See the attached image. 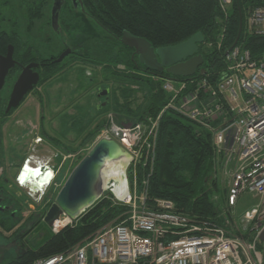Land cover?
<instances>
[{"label":"trees","instance_id":"trees-1","mask_svg":"<svg viewBox=\"0 0 264 264\" xmlns=\"http://www.w3.org/2000/svg\"><path fill=\"white\" fill-rule=\"evenodd\" d=\"M82 2L98 20V23L95 22L100 34L111 37L114 42V45L105 41L97 42L94 51L110 52L115 46L121 47L118 39L123 32L146 40L153 49L181 44L200 33L203 43L198 45L197 54L203 58L205 74L197 73L189 80L177 78L187 82L191 88L200 79H207L213 83L223 72L225 53L236 39L240 15L242 31L237 43H244L245 48L249 49L252 57L256 59L264 48V38H246L243 33L248 11L259 6L261 0H233L226 16L220 10L218 0H82ZM49 7L50 0H0V54H5L8 46H11L14 49V59L23 66L30 63H47L41 68V80L37 87L57 77L67 66L64 63H54L53 55L38 56L34 44L33 46L29 44L20 34L23 30L24 36L26 34L29 36L36 25L44 26ZM37 38L34 37L33 42H36ZM45 43L48 45V40ZM114 64L127 66L123 58ZM125 69L116 71L108 69L109 76H114L115 80L128 83L130 86H139L137 90L141 91L142 85L137 82L142 81L144 75ZM169 76L165 74V77ZM147 78L161 82L177 81L174 80L175 77L173 80ZM149 80V85H152ZM161 82L157 83L158 89L152 90L153 93L148 95L147 104L144 101L135 108L129 106L130 94L133 93L131 87L116 88L115 93H121L126 99L125 104L117 103V107H121L128 116L134 118L123 122L117 120V124L147 125L148 119L157 124V128L153 130L155 138L151 136L148 140L152 143L151 150L147 156L143 151L141 159L130 164L128 178L132 183L135 171L137 192L140 195L147 188L148 205L154 204L157 200L170 201L177 213L194 218L198 223L205 222L208 225L230 229L232 221L229 218V210L227 211L225 205L221 204L220 192H225L226 188L224 182L217 176L218 171L222 173V168L214 152L212 135L174 110L165 109L171 96L162 89ZM2 101L0 93V146L3 139L2 125L7 118ZM106 124L107 122L102 126L98 124L90 130L81 144L96 141ZM11 195L9 200L19 206V211L14 218L0 219V237L2 231L11 232L19 223L21 224L24 204L14 192ZM53 198L46 195L41 206H49ZM128 211V206L113 202L112 196L105 193L72 225L65 226L56 233L51 231L46 235H40L39 238L35 235L29 242L20 243L17 236L22 234V231H14V245H17L13 255L3 259L0 264H32L37 259L62 253L86 240L109 222L114 220L121 222L126 219ZM43 214L44 212L33 213L22 223L21 228L31 223L36 215L41 218Z\"/></svg>","mask_w":264,"mask_h":264},{"label":"built area","instance_id":"built-area-1","mask_svg":"<svg viewBox=\"0 0 264 264\" xmlns=\"http://www.w3.org/2000/svg\"><path fill=\"white\" fill-rule=\"evenodd\" d=\"M232 2L218 0L224 16ZM243 33L246 38H264V0L248 11ZM226 53L224 70L213 83L200 79L189 89L185 81H178L177 87V81L174 85L163 80L162 89L171 96L165 109L211 133L227 190L226 210L231 213L243 194L258 198L256 207L244 213L239 222L233 217L230 229L198 223L177 213L170 201L148 205L147 188L138 194L133 171L132 183L125 178L123 199L115 193L118 188L107 192L113 202L129 207L126 219L111 221L74 247L32 264H264V243L259 239L264 229V48L257 59L244 43H237ZM199 98L204 99L201 107L196 106ZM147 121V125L117 124L109 117L96 142L110 138L119 143L132 156L129 167L141 159L143 151L147 156L151 150L148 140L155 138L157 124ZM26 162L15 177L23 189L32 184L29 178L21 182L25 165L29 166ZM38 169L41 176L50 174L40 191L56 188L55 170L40 165ZM75 221L61 216L51 230L56 233Z\"/></svg>","mask_w":264,"mask_h":264},{"label":"rangeland","instance_id":"rangeland-1","mask_svg":"<svg viewBox=\"0 0 264 264\" xmlns=\"http://www.w3.org/2000/svg\"><path fill=\"white\" fill-rule=\"evenodd\" d=\"M89 31L88 25L85 24L81 32L85 34ZM24 33L23 30L20 32L21 36L29 44L32 46L34 44L38 51V56L56 55L61 51L60 40H58L59 37L57 35L55 37L59 43H55L54 38L51 41L53 44L47 45L45 43V35H54L51 33L50 28L45 27V25L42 27H37L36 25L29 36L27 34L24 36ZM36 36L39 42L37 40L33 42ZM70 61L67 58L64 60V64H69ZM87 69L91 68H85V70ZM79 71L80 73H78ZM82 71L78 67L69 66L66 72L59 74L43 86L34 89L5 126L3 142L2 146H0V167L3 170L2 175L8 179L9 190L21 199L24 208H22L21 224L19 223L11 232H1L0 263L3 259L13 255L17 245H14V231H23L24 228H21L22 223L33 213L44 212L43 215H45L54 199L49 206H41L44 197L46 195L56 196L67 176L96 143V141H90L81 144L89 131L98 124L102 126L109 117H113L116 123H118L117 120L123 122L134 119L128 116L121 107H117V103L125 104L126 99L121 93H115L117 92L116 88L126 89L130 84L115 80L114 87L110 89L109 104L103 109L97 110L99 100L90 96V91L94 86L87 89L86 77L82 74ZM148 80V78L144 77L142 81L137 82L142 85L141 91L137 90L139 86H130L133 90L129 98L131 100L129 102L131 108L142 105L144 101L147 104L148 95L153 93L152 90L158 89L157 86H159L160 80H149L152 85H149ZM178 81L182 80L177 79V87H179ZM173 84L175 85V82ZM203 101V98L196 99V106L201 107ZM14 121H19V123L16 124ZM20 125L21 127L17 129ZM59 158L60 160H58ZM23 159V163L28 160V165L31 167L40 165L54 169L57 173L55 178L57 187H49L47 190L40 191L31 184L29 189L19 188L13 178L19 170L14 169L11 165L19 164L20 160ZM123 172V177L128 180V165L123 167ZM217 176L221 181V171L217 172ZM26 178L28 179V176ZM118 184L113 179H110L106 184L107 190L104 194L118 188ZM39 192L40 194H37ZM225 192H220L222 206L226 205ZM258 202V198H253L249 194L241 195L232 212L228 211L230 213L229 218L231 221L235 218L239 222L244 213L255 208ZM233 213L234 216H232ZM51 229L47 223L41 221L33 230L34 235L31 233V236L34 238L37 235L39 238L40 235L50 233Z\"/></svg>","mask_w":264,"mask_h":264},{"label":"water","instance_id":"water-1","mask_svg":"<svg viewBox=\"0 0 264 264\" xmlns=\"http://www.w3.org/2000/svg\"><path fill=\"white\" fill-rule=\"evenodd\" d=\"M71 1L74 4L78 2L82 7L81 0ZM63 2L64 0H53L51 23L54 30L57 28L58 12ZM241 31L242 17L240 15L238 33L230 49L237 44ZM120 43L134 50L138 56L139 63L148 70L160 73L163 69H166L167 74L171 77H175L174 80H177V78L189 80L191 77L195 76L197 72L199 75L205 74V71L201 68L204 63L203 58L200 54H197L198 45L203 43V37L200 33L181 44L158 49H153L146 40L134 37L128 32H123ZM70 53V50H66L54 61V63L58 64L62 62ZM14 67L13 47L8 46L6 55H0V91L4 86L8 72ZM37 67L38 64L30 63L21 69L19 76L13 84L9 101L5 109L6 114L9 113L11 109L17 108L23 98L38 84L39 75L33 71ZM107 94L108 92L104 91L98 95V97ZM131 160L132 156L115 140L110 138L99 139L67 176L42 219L36 215L31 223L25 225L22 232H28L37 225L39 221H44L51 227L61 216H65L70 221L77 220L104 194L106 186L104 185L103 172L108 165L120 162L127 165ZM20 236L21 234L17 237ZM259 239L264 243V229Z\"/></svg>","mask_w":264,"mask_h":264},{"label":"flooded vegetation","instance_id":"flooded-vegetation-1","mask_svg":"<svg viewBox=\"0 0 264 264\" xmlns=\"http://www.w3.org/2000/svg\"><path fill=\"white\" fill-rule=\"evenodd\" d=\"M81 3H82V7L80 6L78 2H75L74 4L71 0H64L61 9L58 12L57 28L56 30H54L52 27V23H51V11H52L53 0H50V7L48 9L47 15L44 20H45V27L50 28L51 33H53L54 35L52 34L45 35V41L48 40L49 42L48 45H50V44H53L51 43L53 38L55 39V43L58 42L56 40L55 35L59 37L58 40H60L59 42L61 44L59 42L58 43L61 46V51L58 54L53 55L55 56L54 61L66 50L71 51V53L68 56H66L62 60V62H60L61 64L64 63V60L67 58L71 60L70 63L67 64L66 68L63 69L62 73L66 72L69 69V66L76 67V68L78 67L81 70H83L82 74H84L86 77L87 89L88 87L94 86V88H92V90L90 91V94H91L90 96L98 98L99 100V103L97 104L99 107L97 108V110L103 109L106 105L109 104V98H110V92H111L110 89L114 87L115 77L109 76L108 69L116 71V69L126 68L129 71L138 72L140 74H143L144 77L146 78L154 77V78H158L161 80L174 79L171 76L165 77V74H167L166 69H163V71L160 73L148 70L145 66L139 63L138 56L135 53V51L123 45L121 47L115 46L110 52L108 50L94 51V48L97 42L105 41V42H109L111 45H114V42H112L111 37L103 36L100 34L99 29L96 27V22L98 23V20L94 18V16H92V14L90 13V10L87 8L88 6L85 3H83L82 0H81ZM85 24L88 25L90 31L84 34L81 31L84 29ZM120 38L118 39L119 41H120ZM123 48H126V49H123ZM13 54H14V49H13ZM0 55L5 56L6 53L0 54ZM47 56H50V55H47ZM121 58H123L127 62L126 67L120 64L115 66L114 62L117 60H120ZM101 59H104L105 61L102 62L103 60L101 61ZM13 60L15 61V67L8 72L5 78L4 86L2 90L0 91V93L2 94V99H3L2 103H4L5 105L4 111L8 104L13 84L15 83L17 77L19 76L21 69L28 65V64L25 66L21 65L14 59V57H13ZM36 64H38V67L33 71L38 73L39 82H40L41 71H42L41 68L43 65H47V63H36ZM106 66H109V68H106ZM87 67L91 69L85 70V68ZM201 68L205 71L203 66ZM78 73H80V71ZM37 85L33 88V90L38 88ZM104 91L108 92V94L102 97H98V95H100ZM31 92H29V94H27L23 98L20 105L27 99V97L31 94ZM20 105L17 108L11 109L9 113H7L6 121L2 125L3 135H4L5 126L9 123L10 121L9 119L19 110ZM102 105H105V106H102ZM11 112L12 114H10ZM15 122L16 124L19 123V121H14V123ZM20 127L21 125L18 126L17 129H19ZM2 142H3V139H2ZM24 159L20 160L21 162L19 164L15 163V165H13L11 163L12 164L11 166L14 169L20 170V168L22 167L21 165L24 164L23 163ZM18 172L16 173V175L18 174ZM2 174H3V170L0 167V219H6L8 217L14 218L15 214L19 211V206H16V204L12 203L9 200L10 196H12L11 191L9 190L10 186H8L7 184L8 179L5 178ZM15 177L13 178L15 179ZM22 177H24V179H22ZM22 177L21 179L23 181L27 180L25 174L22 175ZM38 224L35 225L33 228H31L28 232L22 233L21 234L22 237L21 238L18 237L20 239L18 240V242L26 243L32 240L33 236H31V233L33 234V230L35 229V227L38 226Z\"/></svg>","mask_w":264,"mask_h":264},{"label":"bare ground","instance_id":"bare-ground-1","mask_svg":"<svg viewBox=\"0 0 264 264\" xmlns=\"http://www.w3.org/2000/svg\"><path fill=\"white\" fill-rule=\"evenodd\" d=\"M27 164H29L28 162H26ZM125 165L120 162V163H114V164H110L108 165V167L104 170L103 172V176H104V185L106 186L107 182L110 179H113L114 181H116L117 183H119L118 185V189L115 191L116 195L118 198L123 199L125 197V190H126V181L125 178L123 177V167ZM28 169H30L29 166H27ZM36 168H32L30 171L26 170L24 168L22 175H26L28 176V178L30 179L32 185L36 188V189H40L42 188V183L45 182L46 178L50 177V174H47L46 176H41V172L39 170V172L35 171ZM22 175L20 176V178L22 177ZM28 181V180H26Z\"/></svg>","mask_w":264,"mask_h":264},{"label":"snow or ice","instance_id":"snow-or-ice-1","mask_svg":"<svg viewBox=\"0 0 264 264\" xmlns=\"http://www.w3.org/2000/svg\"><path fill=\"white\" fill-rule=\"evenodd\" d=\"M25 169L29 171L31 170V169H28L27 165H25ZM35 171L39 172V169H36ZM21 182H23V180H21Z\"/></svg>","mask_w":264,"mask_h":264},{"label":"clouds","instance_id":"clouds-1","mask_svg":"<svg viewBox=\"0 0 264 264\" xmlns=\"http://www.w3.org/2000/svg\"><path fill=\"white\" fill-rule=\"evenodd\" d=\"M32 168H36V169H38V167H31V169H32ZM40 171H41V169H40ZM60 188H61V187H60ZM25 189H26V188H25ZM39 190H40V189H39Z\"/></svg>","mask_w":264,"mask_h":264}]
</instances>
